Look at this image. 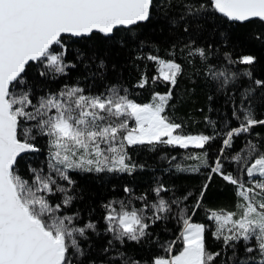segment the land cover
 <instances>
[{"label":"snow or ice","instance_id":"6c2138e0","mask_svg":"<svg viewBox=\"0 0 264 264\" xmlns=\"http://www.w3.org/2000/svg\"><path fill=\"white\" fill-rule=\"evenodd\" d=\"M154 15L166 21L171 31L189 35L182 46L177 36L164 55L156 47L136 57L152 62L155 74L149 77L146 68L135 87L164 83L166 92L151 90L147 102H137L117 85L93 93L80 86V80L88 78L83 74L74 83L41 95L29 85L30 62L46 79L70 78V72L80 68L92 78H103L106 63L97 52V41L126 47L139 26ZM217 17L241 26L258 23L260 30L250 29L249 39L264 44V0H0V264H142L121 248L128 242L154 239L153 226L169 220L179 229L176 239L163 248L167 255L150 256L143 264H235L237 245L245 252L238 264H264V141L245 137L243 146L228 154L236 138L264 126V118L252 107L255 94L264 96V76L254 75L257 57L237 51L235 45L228 47L227 35L222 53L213 45L193 46L190 29L202 30ZM80 42L83 48L73 47ZM140 47L142 51L143 41ZM177 48L188 64L199 61L217 91L231 101L236 126L226 118L217 127L216 121L205 117L211 134L185 131L183 121L174 115L177 105L172 103L179 99L174 90L185 71L177 62ZM212 56L219 63H211ZM242 79L246 85L238 83ZM37 136L47 138V170L27 165L28 175H22L18 157L22 160L21 154L40 151L33 143ZM216 140L221 147L210 159L206 146ZM136 147L153 152L161 147L185 150L183 159L195 163H173L177 157L165 154L161 160L168 167L162 171L200 173L207 169L208 181L213 174L220 176L233 186L238 200L231 211H210L209 225L192 221L196 209L203 206L207 182L192 215L185 203L192 193L169 196L172 190L160 178L148 193L138 196L125 185L127 201L101 206L104 233L111 239L100 259L92 254L91 235H100L91 218L94 209L84 217L75 207L79 197L70 173L132 175L143 171L148 166L136 162L129 152ZM225 162L237 165L234 172L225 168ZM212 227L211 236L222 242L219 251L206 247V233ZM177 243L181 247L173 254Z\"/></svg>","mask_w":264,"mask_h":264},{"label":"trees","instance_id":"16d2710c","mask_svg":"<svg viewBox=\"0 0 264 264\" xmlns=\"http://www.w3.org/2000/svg\"><path fill=\"white\" fill-rule=\"evenodd\" d=\"M214 25L215 28L213 27ZM260 27L258 23L241 26L232 24L223 17H217L213 21L206 23L202 30H198L193 26L190 29V38L195 41L194 47L213 45L214 49H219V52L222 53L224 50L222 41L224 36L227 35L229 38L228 47L235 45L237 51L257 57L258 63L254 66V75L259 78L264 76V44L250 40L249 30L251 29L252 32H255L260 30ZM177 36L182 38L181 46L189 39V35L182 31H171L166 21L154 15L152 20L139 26L135 39L129 40L126 47H121L119 44H106L102 41H97V52L106 63V71L103 78L99 76L92 78L87 73H83L82 68H80L70 72V78L46 79L39 75L36 64L30 63V66L27 68L28 82L32 86L34 93L41 95L49 91L55 92L64 84H72L75 77L83 74L88 76V78L80 80V86L85 87L88 91L96 93L104 91L110 85H117L126 88L130 96L135 98L137 102H147L151 90L164 93L167 91V86L164 83H157L145 89L136 88L135 85L146 68L149 77L155 74L152 62L143 59L138 60L136 57L147 54L156 47H159L160 54L164 55L165 50L170 47L171 43L176 42ZM141 41L144 42L142 51L140 47ZM73 47L83 48L84 42L75 44ZM84 50L88 51V48ZM210 51L212 50L210 49ZM176 53L177 62L184 65L185 71L179 78L178 85L174 90L178 94L179 99H174L172 103L177 105L174 115L178 120L183 121L185 131L194 134H211L212 128L206 122L205 117L216 121L217 127L222 126L226 118L231 121V126H236L237 122L231 119V101L226 98L224 93L217 91L215 82H212L206 76L199 61L188 64L186 59L181 56L179 48L176 49ZM73 58V54L70 52L68 59L72 60ZM210 62L214 64L219 63L216 56H212ZM238 83L246 85L247 81L246 79H242ZM209 96H212V100L208 99ZM252 107L259 118H264V96L259 93L255 94V98L252 100ZM132 125L133 122L130 121L129 126ZM256 133H259V136ZM245 137L257 143L264 141V126H257L253 129L252 134H242L236 138L233 148L228 150L229 155L234 154L243 146ZM33 143H35L40 151L25 154L22 156L24 157L22 160L21 158L18 159L20 161L19 171L25 176L28 175L27 165L47 170V138L37 136ZM206 147L209 148V158L213 159L221 147V142L220 140H216ZM129 152L136 162L144 163L148 167L143 171L138 170L132 175L108 172L70 173L76 181L75 192L79 197L75 202V207L81 211L84 217L88 216L90 209H94L91 213V218L97 222L100 235H91L92 254L97 255L100 259L104 258L101 250L107 247V242L111 239V235L104 233V221L102 219L104 212L101 206L113 200L124 199L127 201L129 197L123 192L125 185L131 187L135 195L138 196L141 193H148L149 189L155 186V179L160 178L172 190L167 194L169 196L174 193L176 196L182 197L189 192L192 193V196L185 202L188 206V214L192 215V207L195 205L196 198L199 196L203 184L207 182L208 189L202 201L203 206L196 209L195 214L192 215V221L209 225L212 222L207 220L206 216L210 211L219 209L231 211L238 200L233 191V186L223 181L220 176L213 174L211 181H208L207 169H202L200 173L176 172L174 169L170 172L162 171V169L168 167L167 161L161 160V156L165 154L177 157V161L173 163H195V161L183 159L186 154L185 150L161 147L153 152L147 148L136 147L130 148ZM224 166L228 171L233 172L237 167L235 163L228 162H225ZM149 196L151 197V193H149ZM132 203L139 207V202L134 198L132 199ZM178 229L179 226L174 221L158 222L151 229L154 239L142 244L128 242L121 250L135 259H140L143 264V261L148 260L150 256L167 255L163 248L167 246V242L176 239ZM213 230L214 227L210 228L206 233V247L210 251H219L222 242L213 239L211 236V231ZM180 247L181 245L177 243L173 254H176ZM231 255L232 253L229 251L228 256ZM244 256L243 247L237 245V261L235 264H238L239 259H242Z\"/></svg>","mask_w":264,"mask_h":264},{"label":"water","instance_id":"95a60500","mask_svg":"<svg viewBox=\"0 0 264 264\" xmlns=\"http://www.w3.org/2000/svg\"><path fill=\"white\" fill-rule=\"evenodd\" d=\"M30 63H33V62H30ZM27 154H28V153H27ZM21 155L23 156V155H25V154H21ZM18 159H19V157H18Z\"/></svg>","mask_w":264,"mask_h":264},{"label":"rangeland","instance_id":"374dc122","mask_svg":"<svg viewBox=\"0 0 264 264\" xmlns=\"http://www.w3.org/2000/svg\"><path fill=\"white\" fill-rule=\"evenodd\" d=\"M133 126V125H132Z\"/></svg>","mask_w":264,"mask_h":264}]
</instances>
